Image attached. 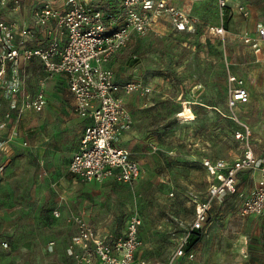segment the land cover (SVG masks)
Masks as SVG:
<instances>
[{
	"label": "crops",
	"instance_id": "crops-1",
	"mask_svg": "<svg viewBox=\"0 0 264 264\" xmlns=\"http://www.w3.org/2000/svg\"><path fill=\"white\" fill-rule=\"evenodd\" d=\"M66 1H46L43 4L49 2L56 8H64ZM115 1L82 0V3L91 12L101 10L118 15L122 0H118L119 4H114ZM10 2L8 0V5ZM174 3L189 14L187 6L196 5L186 0H174ZM8 5L0 11V20L15 22L20 28H32L33 39L25 38V46L47 48L56 39L60 50L64 49L67 36L56 22L52 21L44 28H36L33 23L29 24L23 19L8 17L5 13ZM240 6L236 7L238 12ZM230 7L231 0L227 10ZM239 14L242 16L240 12ZM163 21L168 22H161ZM257 25L254 29L251 26L244 27L241 33L246 30L255 32ZM112 60L107 64L108 68ZM41 68L43 71H39ZM7 75L9 79H18L19 89L17 93L0 89V264H17V258L22 257L37 258L41 251L51 248H56L60 258L66 256L73 261L68 244L77 234L76 225L69 221L74 216L82 217L100 236L109 240L123 236L128 218L138 214H128L124 218L122 230L116 223L124 210L134 208L136 211L138 194L132 192L126 202L120 187L127 183L112 179L85 182L69 172L84 130L90 122L76 114L75 98L69 89L67 77L57 75L48 78L38 58L24 60L18 67H11ZM236 76L242 78L240 75ZM115 81L124 84L116 74ZM244 82L248 90L247 83L245 80ZM42 89L47 98L44 110L41 113L27 110L21 118H17L18 112L12 109L13 100H19L21 104L23 99L34 98ZM150 95L142 97L132 94L125 97L126 110L134 123L116 141V145L128 151L130 158L140 166L143 176L144 173L155 175L153 166L156 158L151 148L153 140L149 137L152 125L146 111ZM7 114L11 118H7ZM231 119L234 120V117ZM245 125L252 132L251 146L258 159V168L240 172L237 176L236 193L217 198L212 204L204 229L192 231L191 226L195 220L194 197L203 200L212 181L202 166V161H234L244 150L243 143L234 139L237 152L217 154L213 151L215 140H194L195 152L189 158L192 163L183 162L180 170L178 169L183 176L191 177L192 183L188 184L187 191L194 196L193 200L167 202L166 208L179 210L180 226L168 220L148 226L144 224L143 227L141 224L139 235L142 246L137 252V259L162 264H264V214L242 216L240 212L244 200L253 194L262 180L264 128L253 137L252 128ZM179 156L184 161V155ZM56 213H59L58 217ZM184 216L193 217L188 219L190 217ZM61 225L64 227L63 232L57 233V226ZM192 232H201V240L193 247L186 246L184 257H176L177 249L187 236L190 238ZM4 242H8V248L2 246ZM52 242L55 246H50Z\"/></svg>",
	"mask_w": 264,
	"mask_h": 264
},
{
	"label": "built area",
	"instance_id": "built-area-1",
	"mask_svg": "<svg viewBox=\"0 0 264 264\" xmlns=\"http://www.w3.org/2000/svg\"><path fill=\"white\" fill-rule=\"evenodd\" d=\"M197 4L204 0H186ZM220 13L228 9L229 0H215ZM21 0H14L15 9ZM8 5V0H0V11ZM239 12L248 18L250 11L240 6ZM162 20H167L174 31L184 33L195 27L196 18L176 5L174 0H122L118 15L101 10L89 11L82 0H67L64 8H56L45 3L34 12L33 24L44 28L50 22L67 36V44L60 50L54 39L47 48H30L24 39H33L32 28H20L15 22L0 20V89L17 93L19 81L9 79L8 70L18 67L22 61L38 58L48 78L65 75L69 89L75 98V112L82 119L89 120L80 140L79 150L74 156L69 172L85 182H104L112 179L119 183L132 184L140 180L143 172L130 158V154L116 145V141L133 126V118L127 112L125 97L151 94V89L142 82L118 84L114 72L107 67L112 58L127 47L133 35H148L156 32ZM216 36L225 35L224 23L213 28ZM18 37L20 38L18 40ZM241 42L249 47L258 62L264 64V25L258 24L255 32L244 31ZM227 106L234 111L240 105L248 104L250 95L242 78L230 75ZM12 109L21 118L27 110L41 113L47 104L44 89L32 99L13 100ZM11 118L10 114L6 115ZM234 119H237L234 116ZM252 132L245 124L234 133L235 140L243 143L244 150L234 161L204 159L202 166L211 178L207 194L203 200L195 202V220L191 230H203L206 226L213 202L226 194L237 191V176L242 171L258 168L251 146ZM242 216L264 214V170L262 180L253 194L244 200ZM59 216V213H56ZM77 227V234L68 244V250L75 264H162L137 259L142 246L139 228L142 220L131 215L127 220L123 236L109 240L100 236L93 226L82 217L69 220ZM189 236L177 249L176 257L186 255L185 247ZM8 248V244H3ZM55 246V243H50ZM193 258V255H190Z\"/></svg>",
	"mask_w": 264,
	"mask_h": 264
},
{
	"label": "rangeland",
	"instance_id": "rangeland-1",
	"mask_svg": "<svg viewBox=\"0 0 264 264\" xmlns=\"http://www.w3.org/2000/svg\"><path fill=\"white\" fill-rule=\"evenodd\" d=\"M46 1L64 2L21 0L20 8L15 9L11 0L5 13L32 24L34 10ZM239 4L250 9V18L239 14L236 10ZM188 10L197 20L192 30L176 32L163 21L156 32L133 35L129 45L115 55L109 67L120 81L142 82L151 89L146 111L152 125L149 137L153 140L151 148L156 158L155 175L144 173L140 182L120 187L126 202L132 192L138 194L136 211L134 208L124 210L116 223L121 230L124 218L132 213L142 218V227L162 220L180 226L179 210L166 208V205L193 200L194 196L187 191L191 177L183 176L178 169L183 162L192 163L189 158L195 152L194 140H215L213 151L217 154L237 152L233 135L241 123L252 128L253 137L264 128V65L240 40L244 27L254 29L256 24L264 25V0H231L230 9L223 15L215 0L187 6ZM222 22L225 35L216 36L212 30ZM39 71H43L42 68ZM236 74L247 83L250 103L231 111L227 106L228 78ZM232 116L237 119H231ZM179 154L184 155V161ZM194 199L198 200L196 196ZM184 217L192 219L193 216ZM63 228L57 226L56 232H63ZM58 255L56 248H51L41 251L37 258H17V264H75L66 256Z\"/></svg>",
	"mask_w": 264,
	"mask_h": 264
},
{
	"label": "trees",
	"instance_id": "trees-1",
	"mask_svg": "<svg viewBox=\"0 0 264 264\" xmlns=\"http://www.w3.org/2000/svg\"><path fill=\"white\" fill-rule=\"evenodd\" d=\"M226 24H227V22H226ZM236 131L237 130H235V132ZM233 138H234V135H233ZM201 238H202V233L201 232H192V234L190 235L188 244H187V248L195 246L201 240Z\"/></svg>",
	"mask_w": 264,
	"mask_h": 264
}]
</instances>
